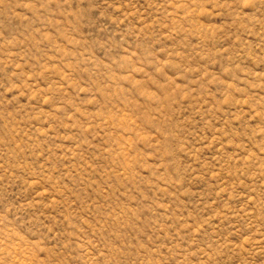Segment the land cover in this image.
<instances>
[{
  "label": "rangeland",
  "instance_id": "1",
  "mask_svg": "<svg viewBox=\"0 0 264 264\" xmlns=\"http://www.w3.org/2000/svg\"><path fill=\"white\" fill-rule=\"evenodd\" d=\"M0 264H264V0H0Z\"/></svg>",
  "mask_w": 264,
  "mask_h": 264
}]
</instances>
